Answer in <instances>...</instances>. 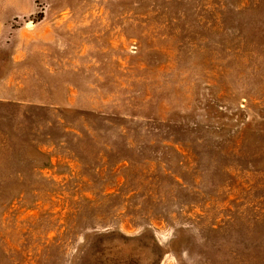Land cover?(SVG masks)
<instances>
[{
  "label": "rangeland",
  "instance_id": "rangeland-1",
  "mask_svg": "<svg viewBox=\"0 0 264 264\" xmlns=\"http://www.w3.org/2000/svg\"><path fill=\"white\" fill-rule=\"evenodd\" d=\"M0 264H264V0H0Z\"/></svg>",
  "mask_w": 264,
  "mask_h": 264
}]
</instances>
